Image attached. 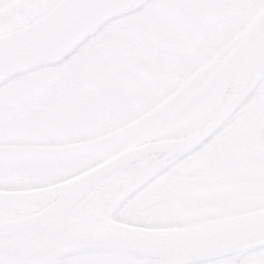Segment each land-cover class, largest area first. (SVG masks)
Returning <instances> with one entry per match:
<instances>
[{
	"label": "snow or ice",
	"instance_id": "1",
	"mask_svg": "<svg viewBox=\"0 0 264 264\" xmlns=\"http://www.w3.org/2000/svg\"><path fill=\"white\" fill-rule=\"evenodd\" d=\"M0 264H264V0H0Z\"/></svg>",
	"mask_w": 264,
	"mask_h": 264
}]
</instances>
